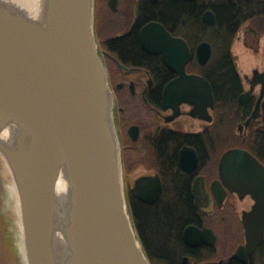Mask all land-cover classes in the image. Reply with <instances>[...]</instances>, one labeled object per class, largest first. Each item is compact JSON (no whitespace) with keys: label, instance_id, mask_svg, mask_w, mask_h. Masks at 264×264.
Here are the masks:
<instances>
[{"label":"water","instance_id":"water-1","mask_svg":"<svg viewBox=\"0 0 264 264\" xmlns=\"http://www.w3.org/2000/svg\"><path fill=\"white\" fill-rule=\"evenodd\" d=\"M110 5L116 10V0ZM95 9L96 0H47L45 20L35 22L0 2V132L9 123L20 127L14 147L0 135V151L20 193L28 264H56L55 194L63 166L71 185L66 264H151L125 194ZM211 14L204 18L214 24ZM141 42L180 73L170 86L191 85L195 93L188 98L205 108L201 99L210 84L187 74L186 40L151 22L142 29ZM210 55V43L202 42L200 61L208 62ZM261 100L246 124L259 115ZM220 168L233 190L256 200L244 216L247 242L233 254L244 259L264 240V164L248 149L235 147L223 154Z\"/></svg>","mask_w":264,"mask_h":264},{"label":"flooded vegetation","instance_id":"flooded-vegetation-1","mask_svg":"<svg viewBox=\"0 0 264 264\" xmlns=\"http://www.w3.org/2000/svg\"><path fill=\"white\" fill-rule=\"evenodd\" d=\"M161 1L116 0L117 8L113 10L110 0H105L101 14L113 23V29L98 33L113 90L126 195L137 207L150 205L165 199L170 183L178 179L183 182L184 198L192 205L190 217L177 230L180 253L175 262L156 256L149 257L150 262L264 264V240L246 258L233 257L238 247L247 242L244 216L251 214L256 200L250 193L240 195L233 190L224 181L220 168L223 154L235 147L248 149L264 164V146L258 145L256 137L258 131L260 139L264 133V15L238 22L230 56L237 84L232 93L224 94L222 90L232 87H222L218 82L222 66L218 41L210 28L217 23L218 0H177L196 16L198 25L193 30L185 28L188 23L185 18L179 22L155 15L140 17L144 4L153 7ZM207 11L212 12L214 24L205 20ZM98 16L97 12V29ZM151 22L162 23L174 37L186 40L190 51L187 74L199 75L210 84V91L201 99L205 108H197L194 100L188 98L195 93L191 85L170 86L180 73L165 63L161 53L143 48L141 31ZM203 29L212 32L202 33ZM133 39L145 60L137 56L130 43ZM204 41L211 46L206 63L198 56V48ZM235 48L241 53L238 57ZM182 96L186 98L180 101ZM261 96L259 115L246 124ZM234 103L247 113L245 117L242 114L236 130L234 124L228 123ZM223 105H227V112ZM235 133L246 146L235 143ZM155 197V201L148 202ZM136 227L139 233L138 222ZM151 245L154 247V243Z\"/></svg>","mask_w":264,"mask_h":264},{"label":"trees","instance_id":"trees-1","mask_svg":"<svg viewBox=\"0 0 264 264\" xmlns=\"http://www.w3.org/2000/svg\"><path fill=\"white\" fill-rule=\"evenodd\" d=\"M104 3L105 0H98L99 15L103 11ZM147 5L144 4L145 7L142 8L140 17L155 15L159 16L162 20L166 18L179 22L185 18L188 21L185 26L187 30H193L198 25V22H195L196 16L190 10L184 9L177 0H162L153 7H148ZM216 12L217 23L210 28L218 41L219 64L220 67L222 66L218 82L222 87H232L231 89L221 91L224 94H228L235 90L237 84V79L231 69L232 61L230 56H232V44L234 35L238 30V22H245L252 17L264 15V0H251L249 2H245V0H218ZM202 26L204 28L205 24L202 23ZM111 29H113V26L109 30ZM211 32L205 29L202 30V33L210 34ZM98 33L101 34L100 28H98ZM130 43L135 48L137 56L142 59L144 53L136 45L137 41L133 39ZM236 107L239 109H236ZM222 108L227 112V105H223ZM232 108L231 114H234V117L231 118L230 114L228 123L234 124V130H236L237 123L241 120L242 114L245 117L247 113H243L245 112L244 108L237 103H234ZM260 135L261 133L258 131L256 137L260 143L258 145L261 147V145L264 146V133L262 139H260ZM235 143L246 146V142H243L237 133H235ZM177 180L170 183V191L163 200L150 205L141 204L139 207L130 201L134 218L139 225V234L146 253L150 258L156 256L170 262H175L176 255L180 253V240L177 230L190 217L189 212L192 210V205L189 200L184 198L182 192L184 189L183 182ZM151 243H154V247H152Z\"/></svg>","mask_w":264,"mask_h":264},{"label":"bare ground","instance_id":"bare-ground-1","mask_svg":"<svg viewBox=\"0 0 264 264\" xmlns=\"http://www.w3.org/2000/svg\"><path fill=\"white\" fill-rule=\"evenodd\" d=\"M0 2L26 15L35 22H42L45 20L47 0H0ZM19 132L20 127L17 124L9 123L1 130L0 135L5 143L14 147L16 146ZM3 155L5 156V154ZM7 190L10 196V210L14 211L12 226L15 245L20 255L23 256L24 263L28 264L21 199L14 176L8 181ZM70 200L71 185L68 180L67 170L63 166L57 180L55 194L54 251L56 264H66L69 259L70 247L65 230L69 222Z\"/></svg>","mask_w":264,"mask_h":264},{"label":"rangeland","instance_id":"rangeland-1","mask_svg":"<svg viewBox=\"0 0 264 264\" xmlns=\"http://www.w3.org/2000/svg\"><path fill=\"white\" fill-rule=\"evenodd\" d=\"M98 20L101 32L107 33L113 26V23L108 22L103 14L99 15ZM237 49H234L236 57L241 55ZM11 177L13 178L11 167L0 151V264H25L13 237L12 217L14 211L10 210V196L7 190V184Z\"/></svg>","mask_w":264,"mask_h":264}]
</instances>
